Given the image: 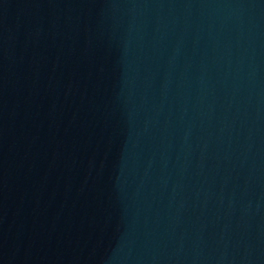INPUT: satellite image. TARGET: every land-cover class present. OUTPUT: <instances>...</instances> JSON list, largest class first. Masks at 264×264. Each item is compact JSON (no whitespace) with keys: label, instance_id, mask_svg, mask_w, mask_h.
Returning <instances> with one entry per match:
<instances>
[{"label":"water","instance_id":"1","mask_svg":"<svg viewBox=\"0 0 264 264\" xmlns=\"http://www.w3.org/2000/svg\"><path fill=\"white\" fill-rule=\"evenodd\" d=\"M0 264H264V0H0Z\"/></svg>","mask_w":264,"mask_h":264}]
</instances>
